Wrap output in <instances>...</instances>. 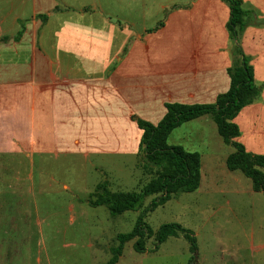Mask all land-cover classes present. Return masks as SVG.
<instances>
[{
  "label": "rangeland",
  "instance_id": "1",
  "mask_svg": "<svg viewBox=\"0 0 264 264\" xmlns=\"http://www.w3.org/2000/svg\"><path fill=\"white\" fill-rule=\"evenodd\" d=\"M15 1L0 0V36L16 31L3 13L6 8L8 15H14L10 11L20 9V0ZM22 1L25 5L28 0ZM167 18L165 12L161 19ZM162 21L154 18L144 25L152 31ZM61 23L95 25L94 21L74 18ZM99 24L92 30L100 31ZM18 25L22 27V23ZM107 31L110 34L112 29ZM157 35L158 31L140 36V46L154 48L168 42L175 46V39L155 38ZM96 38L93 49L99 47L98 35ZM250 46L251 50L256 48L255 40ZM19 48L9 45L0 51L1 90L12 82L10 67L3 65L17 60ZM229 49L233 66L237 59L231 41ZM245 52L249 56L250 50ZM38 57L34 55L33 61ZM111 58L116 60V56ZM256 58L254 69L261 67L262 57ZM260 83L257 86L264 85ZM5 96L3 102L0 100V117L17 118L27 126L41 125L46 130L50 126L55 137H75L78 149L70 145L71 148L60 145L59 148L57 144L52 151L0 154V264H107L112 249L119 245L117 237L132 232L154 199H147L143 210L116 218L106 207L89 206L96 199L97 187L103 183L114 193H139L156 178L155 169H143L146 161L139 152L142 132L136 124L141 119L137 110L130 112L129 104H125L122 110L106 115L88 107L87 113L81 111V117H74L73 103L64 102L56 104V112L40 109L34 115L30 104L27 109L26 104L17 101L14 89L9 88V95ZM78 105L83 107L82 103ZM158 120L157 117L152 124L157 125ZM235 123L241 132L238 141L247 151L264 155L263 96L244 109ZM169 145L201 155V186L198 191L179 194L148 213L145 222L154 232L167 224H178L192 231L198 248L196 264H264V193H255L249 179L227 169L226 160L234 149L223 142L215 123L209 117L188 123L171 135ZM135 242L125 245L119 264H189L192 258L191 244L183 236L170 238L158 251L153 238L147 242V252L143 254L134 251Z\"/></svg>",
  "mask_w": 264,
  "mask_h": 264
},
{
  "label": "crops",
  "instance_id": "2",
  "mask_svg": "<svg viewBox=\"0 0 264 264\" xmlns=\"http://www.w3.org/2000/svg\"><path fill=\"white\" fill-rule=\"evenodd\" d=\"M22 2L19 1L18 11H10L15 16L8 15L6 8L3 12L6 22L13 23L16 31L0 39L16 37L21 31L20 23L27 26L19 43L0 45V51L9 45L20 47L17 60L3 65L10 67L12 82L0 89L2 102L12 88L17 101L26 104L27 109L30 104L34 115L40 109L55 111L56 104L64 102L73 103L74 117H81V111L87 113L88 107L106 114L129 104L130 112L137 110L139 118L151 123L158 117V124L166 115V104H214L230 89V10L221 0H28L25 5ZM242 2L245 9L255 10L264 19V0ZM59 6L73 11L54 14ZM168 7L178 9L170 13L155 38L175 39V46L168 42L154 48L141 47L140 36L150 35L144 24L154 18L162 21ZM86 8L94 12L81 13ZM44 15H49L45 25L37 20ZM68 18L94 21L95 25H62ZM98 24L100 31H93L92 27L97 28ZM108 28L112 29L110 34ZM96 35L99 47L93 49L97 45ZM253 40L257 46L251 50ZM242 44L245 54L250 50L252 64L257 56L262 57L261 67L255 69V80L264 83V28L248 29ZM34 55L39 56L36 62ZM112 56H116V62ZM163 61L167 63L158 64ZM5 117H0V154L52 151L57 144L59 148L70 145L78 149L75 137H55L50 126L46 130L41 125L36 128L17 118L7 121Z\"/></svg>",
  "mask_w": 264,
  "mask_h": 264
},
{
  "label": "trees",
  "instance_id": "3",
  "mask_svg": "<svg viewBox=\"0 0 264 264\" xmlns=\"http://www.w3.org/2000/svg\"><path fill=\"white\" fill-rule=\"evenodd\" d=\"M221 1L230 10L227 30L230 41L235 46L233 56L237 59V62L228 70L230 89L226 94L220 95L214 104H166V115L157 125L142 119L136 120L137 127L142 132L139 152L144 155L146 161L143 169H155L156 178L139 193H114L107 183H103L97 187L96 199L90 202L89 206L92 208L106 207L111 216L116 218L127 212H139L144 209L147 199L152 197L154 199L141 214L132 232L117 237L119 245L112 249V257L107 264H119L124 247L129 242L136 241L133 246L134 251L143 254L147 252L149 240L155 238V251H158L159 247L170 238L179 236H183L191 244L192 258L189 264H196L198 248L192 231L178 224H167L154 232L145 222L148 213L166 205L179 194H191L198 191L201 186V155L187 152L180 146L169 145L171 135L188 123L207 117L211 118L223 142L234 149V153L226 160L227 169L233 173L239 172L249 179L255 193H264V155L247 152L245 146L238 141L241 132L235 123L241 112L258 102L264 92V85L257 86L255 80L253 58L247 56L241 46L244 33L249 28H264V19L255 10L245 9L242 0ZM176 9L178 7L166 11V18ZM72 11V8L59 6L53 13ZM93 12L91 8L81 11V13ZM37 20L45 25L48 23L49 15L39 16ZM164 25L165 21L160 22L156 29L149 33L159 31ZM25 31L26 28L22 23L19 34L13 38H1L0 45L11 42L19 43Z\"/></svg>",
  "mask_w": 264,
  "mask_h": 264
}]
</instances>
